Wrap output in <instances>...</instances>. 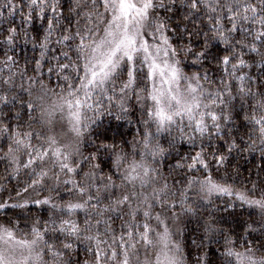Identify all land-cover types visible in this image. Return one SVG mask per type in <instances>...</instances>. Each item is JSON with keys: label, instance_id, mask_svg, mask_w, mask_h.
I'll return each mask as SVG.
<instances>
[{"label": "snow or ice", "instance_id": "1", "mask_svg": "<svg viewBox=\"0 0 264 264\" xmlns=\"http://www.w3.org/2000/svg\"><path fill=\"white\" fill-rule=\"evenodd\" d=\"M21 35L39 48L23 67ZM0 44V264H189L183 218L195 264H264V178L238 188L234 163L258 152L264 173V0H0ZM132 97L143 131L108 142L103 117L128 118ZM237 201L259 237L228 225ZM30 204L49 206L42 225Z\"/></svg>", "mask_w": 264, "mask_h": 264}, {"label": "trees", "instance_id": "2", "mask_svg": "<svg viewBox=\"0 0 264 264\" xmlns=\"http://www.w3.org/2000/svg\"><path fill=\"white\" fill-rule=\"evenodd\" d=\"M64 3H65V8H66L67 7V0H64ZM42 23L46 24V22H42L40 20H35L31 25H25L24 27H26L28 29L29 35L32 36V35H36L37 33L42 31V28H41ZM16 24L17 25L20 24L19 17L16 18ZM55 39H56V37L54 36L53 42L55 41ZM3 51H4V46L2 44H0V59L3 58ZM16 51L18 54V59H19L21 67L24 66V57L25 56L29 57V58L32 56H36L37 58H39V48H36L34 50L32 43L26 42L23 35H21V37L17 40ZM190 60H191V58H189V62H190ZM33 66H34V62H33ZM47 67H48V65H47V63H45L44 68L42 70L43 74H44V78L46 81L50 78L52 81V86H54L56 84V76L51 75V77H49V74L47 73ZM244 71L255 73L256 69L255 68L245 69ZM28 75H33V73L31 71H29ZM211 75H213L216 82L219 83L220 75H221L220 72H214ZM17 82L19 83V81H17ZM236 83H237V81H235V80L232 81L233 85H235ZM57 91H58V89H57ZM25 100H27L26 94H25ZM234 103H237V104L239 103V97H237V100L234 101ZM9 107H11V105H9ZM126 107H129V115H128V118H126V119L117 121L115 119V115H113V116L105 115L103 117L102 128L107 130L105 132V135L108 137V142H111L112 136H116L117 142H119L120 137H119L118 133L123 134L124 139H126L127 141L130 142V141H132V139L134 137L137 136L138 132L143 131L142 124L138 122L140 120L139 105L136 104L134 97L131 98V100L129 101V104L126 105ZM114 112H115V110H114ZM33 115L38 119L39 118V111L35 112ZM244 115L245 114L243 112L240 113L239 116H237L236 114H233L232 123L229 126L234 127L235 129H239L240 133L247 131L250 126L247 124V121L244 119ZM129 120H131V123H129ZM34 126L39 127L38 124L34 125ZM51 127H52L51 133L47 132V128H45V133L57 135L56 126H54V124H53ZM166 135L167 134L165 133V136ZM245 139H247V137H245ZM5 143H6V140L4 138L0 137V144H5ZM221 143H223V142H221ZM189 147H190V145H188L187 143H184L182 145V147L180 148L181 153L183 154ZM85 154H87V152H85ZM101 159L107 161L109 159V157L103 155V153H102ZM237 161L240 164V176L237 179V183H236V186L238 188H249L250 189L252 186L251 181L257 180L258 175L261 178H264V173H261L259 167H257V165H261V160L259 158L258 152H256V153H245L243 155V158H241L239 156H234V163ZM85 167L87 168V165ZM3 169H4V165L2 163H0V173L3 172ZM165 174L167 175V169H165ZM169 183L170 184L172 183L171 179H169ZM5 184L8 188L12 189V188H15L16 181L13 180V181H11L10 184L7 181H5ZM177 187L179 188V187H181V185H177ZM62 193H63V190H62ZM8 194H9L8 192L3 193L5 198L8 196ZM11 194L14 196L15 192L12 191ZM188 196L190 197V199H193V200L196 199L195 194L192 192H189ZM69 199H71L69 196L64 195V200H69ZM223 199H227V197H224ZM28 208L30 210L28 212V215H31L33 217V219H36L37 217H39L41 219V225H42L43 220L47 219V217H48L49 206L48 205L36 206L34 204H30L28 206ZM176 211H179V209L177 208ZM230 211L232 212V215L231 216H225V219L227 220L228 225L233 227L237 233L244 236L245 240L252 239L253 237H259V232L253 233L252 236H247L243 232V225H244L245 221H249L250 218L258 219V215H257L258 210L251 208V207H248L247 205L241 207L239 202L237 201L235 209L230 210ZM79 219L80 220L83 219V213H79ZM21 223L23 224V221H21ZM181 226H186L185 236L183 238L184 243L187 245V247L185 249V254H186V256L189 257V264H195L194 258L198 253H197V250L195 249V247L191 245V240L195 238V229H196L195 221L191 220L190 218H183L181 220ZM257 227H258V225H257ZM233 239H235V237H233ZM221 244H223V241H221ZM74 247H75V252L73 254V260L82 262L86 258L85 253H84V249H85L86 245L77 242ZM237 248H238V250H242V249H239V242L237 243ZM209 255L213 259H215L216 257L219 256V252L216 250L215 244L212 245V250L209 252Z\"/></svg>", "mask_w": 264, "mask_h": 264}, {"label": "rangeland", "instance_id": "3", "mask_svg": "<svg viewBox=\"0 0 264 264\" xmlns=\"http://www.w3.org/2000/svg\"><path fill=\"white\" fill-rule=\"evenodd\" d=\"M53 124L57 128V135L65 130L66 125L64 122L60 121L59 118H57Z\"/></svg>", "mask_w": 264, "mask_h": 264}]
</instances>
